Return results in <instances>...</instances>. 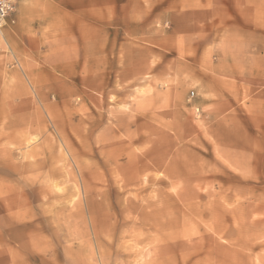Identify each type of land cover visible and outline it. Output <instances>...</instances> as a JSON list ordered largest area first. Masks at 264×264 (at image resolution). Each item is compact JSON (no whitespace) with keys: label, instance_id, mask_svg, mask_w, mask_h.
Instances as JSON below:
<instances>
[{"label":"rangeland","instance_id":"1","mask_svg":"<svg viewBox=\"0 0 264 264\" xmlns=\"http://www.w3.org/2000/svg\"><path fill=\"white\" fill-rule=\"evenodd\" d=\"M0 264H264V0H18Z\"/></svg>","mask_w":264,"mask_h":264},{"label":"bare ground","instance_id":"2","mask_svg":"<svg viewBox=\"0 0 264 264\" xmlns=\"http://www.w3.org/2000/svg\"><path fill=\"white\" fill-rule=\"evenodd\" d=\"M17 1L18 0H8L7 2H5L6 3V5L7 6H9V9H8V11L6 12V14L8 15V16H6V17H4L1 21V23H0V28L5 24V22L7 21V19L9 18V16H10V13L15 9V7H16V4H17Z\"/></svg>","mask_w":264,"mask_h":264},{"label":"built area","instance_id":"3","mask_svg":"<svg viewBox=\"0 0 264 264\" xmlns=\"http://www.w3.org/2000/svg\"><path fill=\"white\" fill-rule=\"evenodd\" d=\"M7 1H8V0H0V23L2 22L1 20H2L4 17L8 16V15L6 14V12L8 11L9 6H7L6 3H5V2H7Z\"/></svg>","mask_w":264,"mask_h":264},{"label":"crops","instance_id":"4","mask_svg":"<svg viewBox=\"0 0 264 264\" xmlns=\"http://www.w3.org/2000/svg\"><path fill=\"white\" fill-rule=\"evenodd\" d=\"M93 34V33H92ZM90 32H85L84 33V36H87V37H89V35H92ZM83 35V34H82ZM87 42H89V41H87ZM95 43V42H94ZM64 71H66V68L64 67ZM80 80H81V82L82 83H84L86 80L83 78V77H81L80 78ZM37 82H35V84H36Z\"/></svg>","mask_w":264,"mask_h":264}]
</instances>
